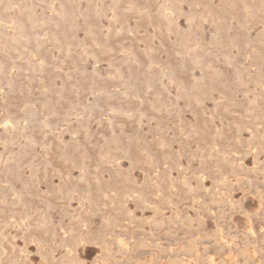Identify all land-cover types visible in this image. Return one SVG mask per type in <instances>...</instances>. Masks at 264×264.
Wrapping results in <instances>:
<instances>
[{
  "label": "rangeland",
  "instance_id": "1",
  "mask_svg": "<svg viewBox=\"0 0 264 264\" xmlns=\"http://www.w3.org/2000/svg\"><path fill=\"white\" fill-rule=\"evenodd\" d=\"M0 1L3 264H264V0Z\"/></svg>",
  "mask_w": 264,
  "mask_h": 264
},
{
  "label": "bare ground",
  "instance_id": "2",
  "mask_svg": "<svg viewBox=\"0 0 264 264\" xmlns=\"http://www.w3.org/2000/svg\"><path fill=\"white\" fill-rule=\"evenodd\" d=\"M8 1H9V0H8ZM24 1H25V0H24ZM30 1H31V0H30ZM37 1H38V0H37ZM41 1H42V0H41ZM45 1H46V0H45ZM128 1H130V0H128ZM203 1H204V0H203ZM226 1H227V0H226ZM234 1H235V0H234ZM238 1H239V0H238ZM262 1H263V0H262ZM13 2H14V1H13ZM31 2H32V1H31ZM39 2H40V1H39ZM60 2H61V1H60ZM130 2H131V1H130ZM162 2H163V1H162ZM229 2H230V1H229ZM231 2H232V1H231ZM243 2H244V1H243ZM245 2H246V1H245ZM253 2H254V1H253ZM260 2H261V0H260ZM0 3H1V1H0ZM5 3H8V2L5 1ZM14 3H15V2H14ZM21 3H23V1H22ZM21 3H19V4H21ZM42 3H43V1H42ZM117 3H118V2H117ZM126 3H127V2H126ZM187 3H188V1H187ZM257 3H258V2H257ZM2 4H4V3L2 2ZM16 4H17V3H16ZM23 4L26 5V2L23 3ZM28 4H29V3H28ZM46 4H48V3H46ZM132 4H133V3H132ZM136 4H137V3H136ZM161 4H162V3H161ZM174 4H175V3H174ZM228 4H229V3H228ZM232 4H233V3H232ZM255 4H256V3H255ZM25 5H22V6L24 7ZM34 5H36V4L34 3ZM118 5H119V3H118ZM130 5H131V4H130ZM162 5H163V4H162ZM162 5H161V8H162ZM181 5H182V4H181ZM203 5H204V4H203ZM207 5H208V3H207ZM209 5H210V4H209ZM235 5H236V4H235ZM263 5H264V4H262V6H263ZM3 6H4V5H3ZM12 6H13V5H12ZM26 6H27V5H26ZM30 6H31V5H30ZM50 6H51V4H50ZM50 6H49V8H50ZM115 6H116V5H115ZM193 6H194V5H193ZM195 6H196V5H195ZM199 6H201V5H199ZM204 6H205V5H204ZM229 6H231V4H230ZM229 6H228V7H229ZM260 6H261V5H259V7H260ZM52 7H53V6H52ZM159 7H160V6H159ZM1 8H3V7L1 6ZM1 8H0V9H1ZM19 8H22V7H19ZM24 8H25V7H24ZM53 8H54V7H53ZM64 8H65V7H64ZM115 8H116V7H115ZM115 8H114V9H115ZM129 8H130V7H129ZM161 8H160V9H161ZM178 8H180V7L178 6ZM178 8H177V9H178ZM211 8H212V7H211ZM233 8H234V5H233ZM255 8H256V7H255ZM3 9H5V8H3ZM12 9H13V8H12ZM51 9H52V8H51ZM54 9H55V8H54ZM138 9H139V7H138ZM138 9H137V10H138ZM206 9H207V8H206ZM228 9H229V8H228ZM243 9H244V8H243ZM252 9H253V8H252ZM257 9H258V8H257ZM17 10H18V9H17ZM33 10H34V9H33ZM55 10H58V9H55ZM55 10H54V11H55ZM98 10H99V9H98ZM98 10H97V11H98ZM124 10H125V8H124ZM158 10H159V8H158ZM179 10H180V9H179ZM250 10H251V7H250ZM260 10H261V9H260ZM0 11H1V10H0ZM10 11H11V10H10ZM10 11H9V12H10ZM14 11H16V10L14 9ZM34 11H35V10H34ZM64 11H66V10H64ZM122 11H123V10H122ZM138 11H139V10H138ZM138 11H136L137 14H138ZM206 11H207V10H206ZM211 11H213V10H211ZM247 11H248V10H247ZM247 11H246V12H247ZM5 12H6V11H5ZM16 12H17V11H16ZM18 12H19V11H18ZM98 12H99V11H98ZM100 12H101V11H100ZM119 12H120V11H119ZM155 12H156V11H155ZM161 12H162V11H161ZM207 12H208V11H207ZM213 12H215V11H213ZM252 12H253V11H252ZM252 12H251V13H252ZM263 12H264V11H263ZM22 13H23V12H22ZM59 13H61V12L59 11ZM104 13H105V10H104ZM134 13H135V12H134ZM202 13H203V12H202ZM253 13H254V12H253ZM260 13H261V12H260ZM6 14H7V13H3V15H6ZM33 14H34V13H33ZM101 14H102V13H101ZM192 14H194V12H193ZM254 14H255V13H254ZM261 14H262V13H261ZM1 15H2V14H1ZM1 15H0V16H1ZM17 15H18V14H17ZM17 15H16V16H17ZM103 15H104V14H102L101 16H103ZM121 15H122V14H121ZM149 15H150V13H149ZM174 15H175V14H174ZM216 15H217V14H216ZM216 15H215V16H216ZM245 15H246V14H245ZM256 15H257V14H256ZM29 16H30V15H29ZM29 16H28V17H29ZM98 16H99V15H97V17H98ZM144 16H145V14H144ZM177 16H178V15H177ZM203 16H204V14H203ZM209 16H210V15H209ZM209 16H208V17H209ZM246 16H248V15H246ZM257 16H258V15H257ZM262 16H263V14H262ZM5 17H7V16H5ZM11 17H12V16H11ZM20 17H21V14H20ZM23 17H24V16H23ZM26 17H27V16H25L24 18H26ZM28 17H27V18H28ZM34 17H35V15H34ZM149 17H150V16H149ZM175 17H176V16H175ZM178 17H179V16H178ZM198 17H199V16H198ZM233 17H234V16H233ZM2 18H3V17H2ZM118 18H119V17H118ZM190 18H191V16H190ZM3 19H4V18H3ZM7 19H8V18H7ZM22 19H23V18H22ZM28 19H29V18H28ZM74 19H75V18H74ZM163 19H165V17H164ZM166 19H167V18H166ZM197 19H198V18H197ZM261 19H262V17H261ZM263 19H264V18H263ZM4 20H5V19H4ZM19 20H20V19H19ZM43 20H44V19H43ZM148 20H149V19H148ZM151 20H152V19H151ZM188 20H189V19H188ZM199 20H200V19H199ZM34 21H35V20H34ZM38 21H39V20H38ZM152 21H153V20H152ZM168 21H169V20H168ZM200 21H201V20H200ZM5 22H6V21H5ZM30 22H31V21H30ZM40 22H41V21H40ZM40 22H39V24H40ZM176 22H177V21H176ZM7 23H8V21H7ZM46 23H47V21H46ZM147 23H148V22H147ZM150 23H151V22H150ZM43 24H44V23H43ZM171 24H172V23H171ZM19 26H21V25L19 24ZM22 26H24V25H22ZM34 26H35V25H34ZM173 26H174V25H173ZM35 27H37V26H35ZM44 27H45V25H44ZM44 27H40V29H41V28H44ZM49 27H50V26H49ZM155 27H156V26H155ZM175 27H176V26H175ZM226 27H227V26H226ZM18 28H19V27H18ZM162 28H163V27H162ZM171 28H172V27H171ZM227 28H228V27H227ZM229 28H231L230 25H229ZM24 29H25V26H24ZM24 29H23V30H24ZM158 29H159V27H158ZM172 29H175V28H172ZM118 30H122V29H118ZM130 30H131V29H130ZM130 30H129V31H130ZM165 30H166V29H165ZM19 31L22 32V29L19 30ZM36 31H37V30H36ZM126 31H128V30H126ZM126 31H125V32H126ZM177 31H178V30H177ZM1 32H2V31L0 30V33H1ZM21 32H20V33H21ZM27 32H28V31H27ZM133 32H134V31H133ZM20 33H18V34H20ZM30 33H31V31L29 32V34H30ZM115 33H116V30H115ZM123 33H124V32H123ZM135 33H136V32H135ZM179 33H180V34H183V33H181L180 31H179ZM186 33H187V32H186ZM5 34H6V33H5ZM5 34H4V36H5ZM21 34H22V33H21ZM23 34H24V33H23ZM27 34H28V33H27ZM35 34H36V33H35ZM89 34H90V31H89ZM120 34H121V33H120ZM131 34H132V31H131ZM94 35H96V34H94ZM94 35H93V37H94ZM12 36H13V35H12ZM12 36H11V37H12ZM19 36H20V35H19ZM26 36H28V35H26ZM26 36H25V37H26ZM32 36H33V35H32ZM32 36H31V34H30V37H32ZM55 36H56V35H55ZM116 36L118 37V35H116ZM116 36H115V37H116ZM182 36H183V35H182ZM2 37H3V36H2ZM2 37L0 36V38H2ZM13 37H14V36H13ZM25 37H24V38H25ZM33 38H34V37H33ZM15 39H16V38H15ZM18 39H19V38H17V40H18ZM29 39H30V38H29ZM35 39L38 40V38H35ZM39 39H40V38H39ZM94 39H95V38H94ZM96 39H97V38H96ZM11 40L14 41V42L17 41V40H13L12 38H11ZM23 40H25V39H23ZM27 40H28V39H26V41H27ZM18 41H20V40H18ZM48 41H49V40H48ZM93 41H94V40H93ZM96 41H97V40H96ZM217 41H218V40H217ZM94 42H95V41H94ZM94 42H93V43H94ZM183 42H184V41H183ZM183 42H182V43H183ZM231 42H232V41H231ZM18 43H19V42H18ZM100 43H101V42H100ZM186 43H187V42H186ZM101 44H103V43H101ZM105 44H106V43H105ZM183 44H184V43H183ZM187 45H189V44H187ZM236 45H237V44H236ZM61 46H62V43H61ZM62 47H63V46H62ZM82 47H83V46H82ZM84 47H85V45H84ZM84 47H83V48H84ZM86 47H87V46H86ZM106 47H107V46H106ZM123 47H124V46H123ZM123 47H122V48H123ZM187 47H188V46H187ZM13 48H14V47H13ZM38 48H39V47H38ZM66 48H67V47H66ZM87 48H88V47H87ZM152 48H153V47H152ZM191 48H192V47H191ZM67 49H68V48H67ZM70 49H71V48H69V52H71ZM90 49H92V48H90ZM100 49H101V48H100ZM103 49H104V48H103ZM113 49H114V48H113ZM129 49H130V48H129ZM149 49H150V48H149ZM107 50H108V49H107ZM155 50H156V49H155ZM189 50H190V49H189ZM86 51H87V50H86ZM86 51H85V52H86ZM90 51H91V50H90ZM92 51H93V50H92ZM105 51H106V50H105ZM152 51H153V50H152ZM190 51H191V50H190ZM201 51H202V50H201ZM66 52H67V51H66ZM93 52H94V51H93ZM121 52H122V51H121ZM146 52H147V50H146ZM91 53H92V52H91ZM91 53H89V54H91ZM192 53H193V52H192ZM69 54H70V53H69ZM86 54H87V53H86ZM93 54H94V53H93ZM134 54H135V52H134ZM147 54H148V53H147ZM180 54H181V53H180ZM194 54H195V52H194ZM196 54H197V53H196ZM94 55L96 56V54H94ZM148 55H149V54H148ZM153 55H154V54H153ZM189 55H190V54H189ZM22 56H23V55H22ZM86 56H87V55H86ZM91 56H92V55H91ZM134 56H135V55H134ZM134 56H133V57H134ZM190 56H191V55H190ZM195 56H196V55H195ZM227 56L230 57V55H227ZM92 57H93V56H92ZM198 57H199V56H198ZM93 58H94V57H93ZM95 58H96V57H95ZM122 58H123V57H122ZM122 58H121V59H122ZM124 58H126V57H124ZM131 58H132V56H131ZM190 58L193 59V57H190ZM199 58H200V57H199ZM222 58H223V57H222ZM230 58H231V57H230ZM57 59H58V58H57ZM126 59H127V58H126ZM126 59H125V60H126ZM133 59H135V57H134ZM127 60H128V59H127ZM138 60H139V59H138ZM195 60H196V59H195ZM202 60H203V59H202ZM202 60H201V61H202ZM149 61H150V60H149ZM196 61H197V60H196ZM199 61H200V60H199ZM228 61H229V60H228ZM230 61H231V60H230ZM44 62H45V61H44ZM197 62H198V61H197ZM205 62H206V61H205ZM97 63H98V62H97ZM198 63H199V62H198ZM206 63H207V62H206ZM227 63H229V62H227ZM46 64H47V63H46ZM109 64H111V63H109ZM210 64H211V63L209 62V65H210ZM113 65L115 66L116 64H114V62H113ZM131 65H132V64H131ZM131 65H130V66H131ZM136 65H137V64H136ZM148 65H149V64H148ZM161 65H162V64H161ZM197 65H198V64H197ZM201 65H202V63H201ZM205 65H206V64H205ZM3 66H4V65H3ZM43 66H44V65H43ZM114 66H113V67H114ZM121 66H122V65H121ZM162 66H163V65H162ZM162 66H159V67H162ZM206 66H207V65H206ZM206 66H205V67H206ZM210 66H211V65H210ZM35 67H36V66H34V68H35ZM110 67H112V65H110ZM148 67H150V66H148ZM197 67H200V66L198 65ZM3 68H4V67H2V69H3ZM38 68H39V66H37V68H35V69H38ZM43 68H44V67H43ZM43 68H40V69H43ZM115 68H117V67H115ZM154 68H155V67H154ZM202 68H204V67L202 66L201 69H202ZM8 69H10V67H9ZM112 69H113V68H112ZM128 69H129V68H128ZM151 69H153V68H151ZM151 69H150V71H151ZM160 69H162V68H160ZM216 69H217V67H216ZM4 70H5V68H4ZM4 70H3V71H4ZM32 70H34V69H33V66H32ZM208 70H209V69H208ZM38 71H39V70H38ZM41 71H42V70H41ZM133 71H134V70H133ZM6 72H7V71H6ZM6 72H4V73L6 74ZM121 72H122V69H121ZM0 73H1V71H0ZM7 73H8V72H7ZM36 73H38L37 70H36ZM36 73H35V74H36ZM40 73H41V72H40ZM132 73H134V72H132ZM135 74H136V71H135ZM167 74H168V72H167ZM173 74L175 75L174 72H173ZM116 75H117V74H116ZM136 75H137V74H136ZM162 75H163V73H162ZM164 75H166V73H164ZM164 75H163V76H164ZM213 75H214V74H213ZM2 76H3V74H2ZM166 76H167V75H166ZM214 76H215V75H214ZM117 77H119V76H117ZM124 77H125V76H124ZM126 77H127V76H126ZM154 77H155V75H154ZM241 77H242V76H241ZM241 77H240V78H241ZM115 78H116V77H115ZM201 78H202V77H201ZM117 79H118V78H117ZM135 79H136V78H135ZM113 80H114V79H113ZM152 80H154V79H152ZM152 80H151V81H152ZM240 80L242 81V79H240ZM240 80H239V81H240ZM1 81H2V80H1ZM115 81H116V80H115ZM129 81H130V80H129ZM195 81H196V80H195ZM237 81H238V80H237ZM241 81H240L239 83H241ZM116 82H117V81H116ZM126 82H127V80L125 81L124 85L126 84ZM147 82H148V81H147ZM152 82H153V81H152ZM152 82H151V83H152ZM130 83H136V82L134 81V82H130ZM149 83H150V80H149ZM196 83H197V82H196ZM154 84H155V83H154ZM179 84H180V83H179ZM194 84H195V83H194ZM205 84H206V83H205ZM255 84H256V83H255ZM257 84H258V83H257ZM122 85H123V84H122ZM148 85H149V84H148ZM151 85H152V84H151ZM241 85H242V84H241ZM243 85H244V83H243ZM93 86H94V85H93ZM125 86H126V85H125ZM134 86H136V85H134ZM152 86H153V85H152ZM245 86H246V85H245ZM153 87H154V86H153ZM153 87H151V88L153 89ZM193 87H194V85H193ZM198 87H200V86H198ZM46 88H47V90H48V87H46ZM46 88H45V89H46ZM126 88H127V87H126ZM131 88H132V87H131ZM184 88H185V86H184ZM184 88H183V89H184ZM127 89H128V88H127ZM127 89H126V90H127ZM132 89H133V88H132ZM136 89H137V88H136ZM138 89H140V88H138ZM152 89H151V90H152ZM185 89H186V88H185ZM198 89H199V88H198ZM91 90H92V89H91ZM191 90H193V89L191 88ZM263 90H264V89H263ZM48 91H49V90H48ZM137 91H138V90H137ZM140 91H143V90H140ZM185 91H186V90H185ZM193 91H194V90H193ZM61 92H62V91H61ZM100 92H101V91H100ZM129 92H130V91L128 90L127 93H129ZM133 92H134V91H133ZM143 92H144V91H143ZM148 92H150V91H148ZM194 92H195V91H194ZM62 93H63V92H62ZM97 93H98V91H97ZM109 93H110V92H109ZM118 93H119V92H118ZM118 93H117V94H118ZM131 93H132V92H131ZM134 93L136 94V92H134ZM146 93H147V92H146ZM185 93H186V92H185ZM187 93H188V92H187ZM187 93H186V94H187ZM190 93H191V92H190ZM49 94H51V91H50ZM100 94H101V93H100ZM110 94H111V93H110ZM112 94H113V93H112ZM114 94H115V93H114ZM123 94H124V93H123ZM141 94H142V93H140V95H141ZM144 94H145V92H144ZM144 94H143V96H145ZM147 94H148V93H147ZM191 94H192V93H191ZM60 95H61V93H60ZM103 95H106V94L103 93ZM136 95H138V92H137ZM136 95H135V97H136ZM140 95H139V96H140ZM148 95H149V94H148ZM188 95H190V94L188 93ZM192 95L194 96V93H193ZM195 95H196V94H195ZM100 96H101V95H100ZM114 96H115V95H114ZM128 96H129V95H128ZM141 96H142V95H141ZM196 96H197V95H196ZM200 96H201V95H200ZM107 97H108V96H107ZM112 97H113V96H112ZM189 97H190V96H189ZM191 97H192V96H191ZM201 97H202V96H201ZM223 97H225V96H223ZM256 97H257V96H256ZM259 97H260V96H259ZM58 98H59V97H58ZM63 98H64V97H63ZM95 98H96V97H95ZM113 98H114V97H113ZM128 98H131V97H128ZM142 98H143V97H142ZM142 98H141V100H142ZM196 98H197V97H196ZM254 98H255V95H254ZM257 98H258V97H257ZM100 99H101V97H100ZM109 99H110V98H109ZM138 99H139V98H138ZM143 99H144V98H143ZM198 99H199V97H198ZM123 100H124V99H123ZM135 100H136V99H135ZM139 100H140V99H139ZM155 100H156V99H155ZM194 100H195V98H194ZM252 100H253V99H252ZM97 101H99V99L96 100V102H97ZM159 101H160V100H159ZM159 101H158V102H159ZM195 101H196V100H195ZM253 101H254V100H253ZM253 101H252V102H253ZM256 101H257V100H255V102H256ZM160 102H161V101H160ZM160 102H159V103H160ZM163 102H164V101H163ZM197 102H198V101H197ZM199 102H200V100H199ZM255 102H254V103H255ZM33 103H34V102H33ZM75 103H76V102H75ZM75 103H74V105H76ZM94 103H95V102H94ZM152 103H153V102H152ZM220 103H221V102H220ZM220 103H219V104H220ZM34 104H35V103H34ZM34 104H30V106H31V105H34ZM86 104H87V103H86ZM97 104H98V103H97ZM164 104H166V103H164ZM219 104H218V105H219ZM222 104H223V103H222ZM222 104H220V105H222ZM155 105L157 106V104H155ZM159 105H160V104H159ZM198 105H199V104H198ZM101 106H102V105H101ZM254 106H255V105H254ZM49 107H50V106H49ZM52 107L54 108V106H52ZM78 107H79V106H78ZM78 107H77V108H78ZM99 107H100V105H99ZM115 107H116V106H115ZM151 107H153V106H151ZM154 107H155V106H154ZM154 107H153V109H155ZM159 107H160V106H159ZM216 107H217V105H216ZM256 107H257V106H256ZM258 107H259V106H258ZM29 108H30V107H29ZM29 108H28V109H29ZM70 108H71V107H70ZM70 108H69V109H70ZM77 108H75V109H77ZM111 108H112V107H111ZM117 108H118V106H117ZM162 108H163V107H162ZM217 108H218V107H217ZM34 109H35V108H34ZM113 109H114V107H113ZM118 109H119V108H118ZM120 109H121V108H120ZM120 109H119V110H120ZM153 109H152V110H153ZM54 110H57V109H54ZM71 110H72V109H71ZM103 110H105V109H103ZM114 110H115V109H114ZM116 110H117V109H116ZM29 111H30V109H29ZM29 111H28V112H29ZM84 111L86 112V110H84ZM131 111H132V110H131ZM34 112H35V111H34ZM111 112H112V111H111ZM117 112H118V110H117ZM121 112H122V110H121ZM139 112H140V111H139ZM154 112H155V111H154ZM157 112H158V111H157ZM157 112H156V113H157ZM202 112H203V111H202ZM37 113H38V112H37ZM53 113H54V112H52V115H53ZM68 113H69V112H68ZM102 113L104 114V111H103ZM112 113H113V112H112ZM131 113H132V112H131ZM133 113H134V112H133ZM177 113H178V112H177ZM27 114H28V113H27ZM87 114H88V113H87ZM94 114H96V113H94ZM117 114H118V113H117ZM135 114H136V113H135ZM139 114H142V113H139ZM34 115H35V113H34ZM34 115H33V116H34ZM70 115H71V114H70ZM104 115H105V114H104ZM113 115H114V114H113ZM119 115H120V114H119ZM129 115H130V114H129ZM129 115H128V116H129ZM26 116H27V115H26ZM50 116H51V114H50ZM55 116H56V115H55ZM62 116H63V114H62ZM79 116H81V115H79ZM88 116H89V115H88ZM88 116H87V117H88ZM96 116H97V115H96ZM115 116H116V115H115ZM115 116H114L113 118H115ZM124 116H125V115H124ZM126 116H127V115H126ZM144 116H146V114H145ZM148 116H149V115H148ZM148 116H147V117H148ZM52 117H53V116H52ZM75 117L77 118V116H75ZM84 117H85V116H84ZM84 117H83V118H84ZM87 117H86V118H87ZM129 117H131V116H129ZM152 117H154V116H152ZM27 118H28V117H27ZM31 118H33V117H31ZM34 118H35V117H34ZM37 118H38V117H37ZM62 118H63V117H62ZM97 118H98V117H97ZM149 118H151V117H149ZM13 119H14V118H13ZM16 119H18V118H16ZM78 119H79V117H78ZM78 119H76V120H78ZM35 120H36V119H35ZM38 120H39V119H38ZM67 120L69 121V118H68ZM82 120H83V119H82ZM82 120H81V121H82ZM84 120H86V119H84ZM91 120H92V119H91ZM91 120H90V121H91ZM149 120H150V119H149ZM11 121H12V120H11ZM16 121H17V120H16ZM19 121H20V119H19ZM29 121H30V120H29ZM33 121H34V119H33ZM68 121H67V122H68ZM102 121H103V120H102ZM3 122H4V121H3ZM103 122H104V121H103ZM16 123H17V122H16ZM18 123H19V122H18ZM3 124H4V123H3ZM63 124H64V123H63ZM81 124H82V122H81ZM120 124H121V123H120ZM13 125H14V124H13ZM60 125H61V124H60ZM101 125H102V124H101ZM103 125H104V124H103ZM175 125H176V124H175ZM9 126H10V125H9ZM16 126H17V125H16ZM53 126H54V125H53ZM84 126H85V125H84ZM87 126H88V125H87ZM239 126H240V125H239ZM239 126H238V127H239ZM46 127H47V126H46ZM68 127H69V126H68ZM79 127H80V125H79ZM10 128H11V127H10ZM55 128H56V127H55ZM55 128H54V129H55ZM85 128H87V127H85ZM240 128H241V127H240ZM240 128H239V129H240ZM6 129H7V127H6ZM8 129H9V128H8ZM18 129H19V127H18ZM47 129H48V128H47ZM57 129H58V128H57ZM70 129H71V128H70ZM70 129H69V130H70ZM198 129H199V128H198ZM198 129H197V130H198ZM239 129H237V130H239ZM241 129H242V128H241ZM243 129H246V128H243ZM66 130H68V128H67ZM75 130H76V129H75ZM5 131H6V130H5ZM59 131H60V130H59ZM61 131H62V128H61ZM63 131H64V130H63ZM83 131H84V130H83ZM255 131H256V130H255ZM7 132H8V131H7ZM33 132H34V131H33ZM74 132H75V131H74ZM76 132L79 133L78 130H76ZM84 132H85V131H84ZM195 132H196V131H195ZM25 133H26V135H27V132H25ZM25 133H24V134H25ZM62 133H63V132H62ZM69 133H70V131H69ZM255 133L257 134V138H258V137H259V136H258L259 133L254 132V137H255ZM15 134H16V133H15ZM59 134H60V133H59ZM75 134H76V133H75ZM195 134H196V133H195ZM13 135H14V134H13ZM55 135H56V134H55ZM71 135H72V133H71ZM190 135H191V134H190ZM72 136H73V135H72ZM262 136H263V135H262ZM171 137H172V136H171ZM188 137H189V136H188ZM11 138H13V137H11ZM27 138H28V137H27ZM62 138H63V137H62ZM89 138H90V137H89ZM239 138H240V137H239ZM255 138H256V137H255ZM257 138H256V139H257ZM261 138H262V137H260L259 139H261ZM114 139H115V138H114ZM211 139H212V138H211ZM7 140H8V139H7ZM23 140H24V139H23ZM37 140H38V139H37ZM76 140H77V139H76ZM109 140H110V139H109ZM160 140H161V139H160ZM163 140H165V138H163ZM257 140H258V139H257ZM10 141H11V140H10ZM25 141H26V140H25ZM77 141H78V140H77ZM209 141H210V140H209ZM18 142H19V141H18ZM31 142H32V141H31ZM26 143H27V142H26ZM38 143H39V142H38ZM38 143H37V144H38ZM74 143H75V142H74ZM76 143H77V142H76ZM79 143H80V142H79ZM161 143H162V142H161ZM163 143H164V142H163ZM212 144H213V143H212ZM26 145H27V144H26ZM34 145H35V144H34ZM69 145H71V144H69ZM252 145H253V144H252ZM255 145H258V142H257V144H255ZM255 145H254V147H255ZM30 146H31V145H30ZM71 146H72V145H71ZM75 146H76V145H75ZM78 146H79V145H78ZM183 146H184V145H183ZM209 146H210V145H209ZM248 146H249V145H248ZM250 146H251V145H250ZM33 147H34V146H33ZM119 147H120V146H119ZM168 147H169V146H168ZM210 147H211V146H210ZM127 148H128V147H127ZM182 148H183V147H182ZM218 148H219V147H218ZM248 148H249V147H248ZM256 148H257V147H256ZM66 149H67V148H66ZM73 149H74V148H73ZM212 149H213V148H212ZM214 149H215V148H214ZM214 149H213V150H214ZM259 149H261V148H259ZM46 150H47V149H46ZM70 150H71V149H70ZM208 150H210V149H208ZM245 150H246V149H245ZM251 150H252V149H251ZM253 150H254V149H253ZM253 150H252V151H253ZM262 150H263V149H262ZM215 151H216V150H215ZM222 151H223V150H222ZM226 151H227V150H226ZM232 151H233V150H232ZM254 151H255V150H254ZM70 152H71V151H70ZM244 152H245V151H244ZM258 152H259V150H258ZM10 153H11V152H10ZM12 153H13V151H12ZM12 153H11V154H12ZM75 153H76V152H75ZM226 153H227V152H226ZM236 153H237V152H236ZM13 154H14V153H13ZM64 154H65V153H64ZM72 154H73V153H72ZM120 154H121V152H120ZM234 154H235V152H234ZM246 154H247V152H246ZM246 154H245V155H246ZM250 154H251V153H250ZM28 155H30V154L28 153ZM225 155H226V154H225ZM31 156H33V155L31 154ZM72 156H73V155H72ZM126 156H128L127 153H126ZM220 156H221V155H220ZM230 156H232V155H230ZM230 156H229V157H230ZM28 157H29V156H28ZM63 157H65V156H63ZM67 157H68V156H67ZM222 157H223V156H222ZM222 157H221V158H222ZM234 157H235V156H234ZM30 158H31V157H30ZM218 158H219V156H218ZM46 159H47V158H46ZM101 159H102V158H101ZM229 159H230V158H229ZM37 160H38V158H37ZM75 160H76V159H75ZM79 160H80V159H79ZM219 160H220V159H219ZM223 160H224V159H223ZM225 160H226V159H225ZM258 160H259V159H258ZM29 161H30V159H29ZM35 161H36V160H35ZM109 161H111V160H109ZM138 161H139V160H138ZM138 161H137V162H138ZM27 162H28V161H27ZM31 162H32V161H31ZM80 162H81V161H80ZM116 162H117V161H116ZM221 162H222V161H221ZM229 162H230V161H228V163H229ZM236 162H237V161H236ZM236 162H235V163H236ZM259 162H260V160H259ZM64 163H65V162H64ZM103 163H104V162H103ZM113 163H115V162H113ZM113 163H112V164H113ZM143 163H144V162H143ZM222 163H223V162H222ZM233 163H234V162H233ZM235 163H234V164H235ZM260 163H261V162H260ZM1 164H2V162H1ZM48 164H49V163H47V165H48ZM179 164H180V163H179ZM224 164H225V162H224ZM234 164H233V166H234ZM12 165H13V164H12ZM49 165H50V164H49ZM74 165H75V164H74ZM80 165H81V164H80ZM157 165H158V164H157ZM228 165H229V164H228ZM230 166H231V163H230ZM10 167H11V166H10ZM35 167H37V166H35ZM47 167H48V166H47ZM235 167H236V166H235ZM0 168H1V167H0ZM7 168H8V167H7ZM16 168H17V167H16ZM48 168H49V167H48ZM48 168H47V169H48ZM45 169H46V168H45ZM83 169H84V168H83ZM231 169H232V167H231ZM263 169H264V168H263ZM22 170H23V168H22ZM24 170H25V169H24ZM56 170H57V169H56ZM81 170H82V169H81ZM117 170H118V169H117ZM117 170H116V172H117ZM210 170H211V169H210ZM236 170H237V169H236ZM20 171H21V170H20ZM39 171H40V170H39ZM44 171H45V170H44ZM233 171H235V170H233ZM88 172H89V171H88ZM118 172H119V170H118ZM161 172H162V171H161ZM166 172H167V171H166ZM166 172H165V176H166ZM90 173H91V172H90ZM234 173H236V172H234ZM263 173H264V172H263ZM18 174H21V173H18ZM46 174L48 175V173H46ZM81 174H82V173H81ZM236 174H237V173H236ZM0 175H1V174H0ZM37 175H38V174H37ZM39 175H40V174H39ZM60 175H61V174H60ZM94 175H96V174L93 173L92 176H94ZM167 175H168V174H167ZM255 175H256V174H255ZM20 176H21V175H20ZM79 177H80V176H79ZM85 177H86V176H85ZM116 177H117V176H116ZM150 177H151V176H150ZM159 177H161V176H159ZM162 177H163V176H162ZM235 177H236V176H235ZM90 178H91V177H90ZM154 178H155V177H154ZM166 178H167V177H166ZM11 179H12V178H11ZM80 179H81V178H80ZM84 179H85V178H84ZM98 179H99V178H98ZM167 179H168V178H167ZM215 179H216V178H215ZM229 179H230V178H229ZM34 180H35V179H34ZM65 180H66V178H65ZM65 180H64V181H65ZM70 180H71V179H70ZM70 180H69V181H70ZM90 180H91V179H90ZM196 180H197V179H196ZM223 180H224V179H222V181H223ZM157 181H158V180H157ZM171 181H172V180H171ZM214 181H215V180H214ZM218 181H220V180H218ZM236 181H237V180H236ZM32 182H33V180H32ZM34 182H35V181H34ZM81 182H82V181H81ZM218 183H219V182H218ZM224 183H225V182H224ZM228 183H229V182H228ZM249 183H250V182H249ZM74 185H75V184H74ZM170 185H171V184H170ZM68 186H69V185H68ZM78 186H79V185H78ZM173 186H174V185H173ZM8 187H9V186H8ZM26 187H27V186H26ZM70 187H71V186H70ZM70 187H69V188H70ZM87 187H88V186H87ZM166 187H168V185H167ZM213 187H214V185H213ZM227 187H228V186H227ZM57 188H58V187H57ZM31 189H32V188H31ZM73 189H74V188H73ZM166 189H167V188H166ZM215 189H216V188H215ZM68 190H69V189H68ZM152 190H153V189H152ZM155 190H156V189H155ZM218 190H219V189H218ZM231 190H232V189H231ZM8 191H9V190H8ZM64 191H65V190H64ZM79 191H80V189H79ZM92 191H93V190H92ZM102 191H103V190H102ZM58 192H59V191H58ZM71 192H72V191H71ZM76 192H77V191H76ZM96 192H97V191H96ZM154 192H157V191H154ZM158 192H159V191H158ZM158 192H157V193H158ZM214 192H215V191H214ZM218 192H219V191H218ZM231 192H232V191H231ZM10 193H11V192H10ZM59 193H60V192H59ZM59 193H58V194H59ZM62 193H63V192H62ZM73 193H74V192H73ZM88 193H89V192H88ZM101 193H102V192H101ZM11 194H12V193H11ZM163 194H164V192H163ZM199 194H200V193H199ZM62 195H63V194H62ZM71 195H73V194H71ZM85 195H86V194H85ZM92 195H93V193H92ZM220 195H221V194H220ZM2 196H3V195H2ZM21 196H22V194H21ZM30 196H31V194H30ZM149 196H150V195H149ZM199 196H200V195H199ZM199 196H198V197H199ZM202 196H203V195H202ZM84 197H86V196H84ZM84 197H83V198H84ZM12 198H14V197H12ZM199 198H202V197H199ZM203 198H204V197H203ZM84 199H85V198H84ZM13 200H14V199H13ZM21 200H22V198H21ZM21 200H20V201H21ZM80 200H81V199H80ZM97 200H99V199H97ZM127 200H129V199H127ZM210 200H211V198H210ZM228 200H229V199H228ZM20 201H19V202H20ZM69 201H70V200H69ZM100 201H101V200H100ZM225 201H227V200H225ZM233 201H234V200H233ZM15 202H16V201H15ZM79 202H80V201H79ZM130 202H131V201H130ZM192 202H193V201H192ZM211 202H212V200H211ZM227 202H228V201H227ZM231 202H232V201H231ZM95 203H96V202H95ZM128 203H129V202H128ZM128 203H127V204H128ZM143 203H144V202H143ZM156 203H157V202H156ZM169 203H170V202H169ZM4 204H5V203H4ZM232 204H233V203H232ZM69 205H70V204H69ZM82 205H83V204H82ZM170 205H171V203H170ZM211 205H212V204H211ZM227 205H228V204H227ZM21 206H22V205H21ZM24 206H25V205H24ZM97 206H98V205H97ZM149 206H152V205L150 204ZM16 207H17V206H16ZM228 207H230V206L228 205ZM19 208H20V207H19ZM49 208H50V207H49ZM233 208H234V207H233ZM7 209H8V207H7ZM156 209H157V208H156ZM197 210H198V209H197ZM1 212L3 213V211H1ZM5 212H6V211H5ZM114 212H115V211H114ZM9 213H10V212H9ZM11 213H13V212H11ZM11 213H10V214H11ZM71 214H73V212H72ZM130 215H131V214H130ZM246 215H247V213H246ZM44 216H45V215H44ZM44 216H43V217H44ZM247 216H249V215H247ZM249 217H250V216H249ZM41 218H42V217H41ZM11 219H12V218H11ZM76 219H77V218H76ZM178 219H179V217L177 218V220H178ZM186 219H187V218H186ZM248 219H249V218H248ZM18 220H19V219H18ZM43 220H44V218H43ZM50 220H51V219H50ZM174 220H175V219H174ZM174 220H173V221H174ZM188 220H189V218H188ZM190 220H191V219H190ZM37 221H38V219H36V222H37ZM44 221H45V220H44ZM160 221H163V220H160ZM192 221H193V220H192ZM192 221H191V222H192ZM34 222H35V221H34ZM46 222H47V221H46ZM40 223H41V222H40ZM50 223H51V222H50ZM80 223H81V222H80ZM107 223H108V222H107ZM113 223H114V222H113ZM157 223H158V224H157ZM157 223L154 224V225L160 226L159 222H157ZM17 224H18L17 221H14V222H13V225H17ZM43 224H45V223H43ZM43 224H42V226H43ZM84 224H85V222H84ZM87 224H88V223H87ZM131 224H133V223H131ZM251 224H252V223H251ZM47 225H48V224H47ZM70 225H71V224H70ZM11 226H12V225H11ZM38 227H39V226H38ZM45 227H46V225H45ZM83 227H85V226H83ZM83 227H82V228H83ZM250 227H251V226H250ZM39 228H40V227H39ZM42 228H43V227H42ZM53 228H54V227H53ZM79 228H80V227H79ZM22 229H23V228H22ZM22 229H21V230H22ZM218 229H219V228H218ZM67 230H69V229H67ZM152 230H153V229H152ZM150 231H151V230H150ZM244 231H245V230H244ZM247 231H248V230H247ZM248 232H250V230H249ZM251 232H253V231H251ZM217 233H218V232H217ZM50 234H51V233H50ZM63 234H64V233H63ZM218 234H219V233H218ZM251 234H252V233H251ZM253 234H254V233H253ZM65 236H66V235H65ZM70 236H71V235H70ZM152 236L154 237V235H152ZM218 236H219V235H218ZM249 236H250V235H249ZM68 237H69V236H68ZM204 237H205V236H204ZM206 237H207V236H206ZM206 237H205V238H206ZM252 237H253V236H252ZM65 238H66V237H65ZM74 239H75V237H74ZM81 239H82V238H81ZM219 239H220V238H219ZM209 240H210V239H209ZM220 240H221V239H220ZM156 241L158 242V240H156ZM223 241H224V240H223ZM246 241H248V240H246ZM253 241H254V240H253ZM255 242H257V241H255ZM62 243H63V245H64L65 247L68 246V245L66 244V240H63ZM67 243H68V242H67ZM120 243H121V242H120ZM145 243H146V242H145ZM148 243H149V242H148ZM189 243H191V242H189ZM57 244H58V243H57ZM117 244H118V243H117ZM117 244H116V245H117ZM228 244H229V243H228ZM246 244H247V243H246ZM95 245H96V244H95ZM147 245H149V244H147ZM192 245H193V244H192ZM247 245H248V244H247ZM252 245H253V244H252ZM56 246H58V245H56ZM70 246H71V245H70ZM153 246H154V245H153ZM219 246H220V245H219ZM76 247H77V246H76ZM138 247H139V246H138ZM140 247H141V246H140ZM13 248H14V247H13ZM122 248H123V247H122ZM150 248H151V247H150ZM54 249H55V248H54ZM54 249H53V250H54ZM123 249H124V248H123ZM216 249H217V248H216ZM228 249H229V248H228ZM69 250H70V249H69ZM127 250H128V248H127ZM118 251H119V250H118ZM120 251H121V250H120ZM170 251H171V250H170ZM71 252H72V250H71ZM71 252H70V253H71ZM121 252H122V251H121ZM123 252H124V251H123ZM246 252H247V254L249 253L248 251H246ZM4 253H5V248H3V247L1 246V247H0V264H3V261H2V259H1V257H2L1 254H4ZM72 253H73V252H72ZM75 253H76V252H75ZM118 253H119V252H118ZM118 253H117V254H118ZM254 254H255V253H254ZM66 255H67V254H66ZM123 255H124V253H123ZM142 255H143V254H142ZM225 255H226V254H225ZM252 255H253V254H252ZM70 256H71V255H70ZM116 256H118V255H116ZM68 257H69V256H68ZM68 257H67V258H68ZM121 257H122V256H121ZM178 257H179V256H178ZM223 257H224V256H223ZM246 257H247V256H246ZM63 258H65V257H63ZM70 258H72V257H70ZM70 258H69V259H70ZM211 258H212V257H211ZM69 259H68V260H69ZM71 260H72V259H71ZM77 260H78V259H77ZM172 260H173V259H172ZM178 260H179V259H178ZM241 260H242V258H241ZM251 260H252V259H251ZM69 261H70V260H69ZM209 261H210V260H209ZM82 262H83V261H82ZM84 262H85V261H84ZM84 262H83V263H84ZM143 262H145V261H143ZM222 262H224V261H222ZM249 262H250V261H249ZM76 263H77V262H76ZM210 263H211V261H210ZM210 263H209V264H210ZM244 263H245V262H244ZM10 264H19V262H18V260H17V258H16L15 256H11V257H10ZM60 264H64V263L61 262ZM66 264H67V263H66ZM74 264H75V263H74ZM80 264H82V263H80ZM213 264H214V263H213ZM252 264H253V263H252Z\"/></svg>",
  "mask_w": 264,
  "mask_h": 264
}]
</instances>
